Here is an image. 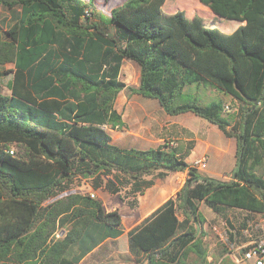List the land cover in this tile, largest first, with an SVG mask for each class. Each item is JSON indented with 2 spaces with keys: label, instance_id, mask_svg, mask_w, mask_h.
<instances>
[{
  "label": "trees",
  "instance_id": "16d2710c",
  "mask_svg": "<svg viewBox=\"0 0 264 264\" xmlns=\"http://www.w3.org/2000/svg\"><path fill=\"white\" fill-rule=\"evenodd\" d=\"M199 1L209 15L165 14L166 0H126L105 23L93 20L95 0H0L12 14L0 22V66L13 63L10 94L0 89V264H104L127 250L149 264H190L191 253L213 264L199 201L219 214H264V0ZM129 58L140 67L137 85L119 78ZM203 84L230 94L236 114L225 113L223 100L202 104L185 92ZM124 89L234 138L230 180L202 173L166 144L113 143ZM156 170L188 177L127 232L119 210L70 190L81 176L111 193L126 186L129 199L154 184L146 175Z\"/></svg>",
  "mask_w": 264,
  "mask_h": 264
},
{
  "label": "rangeland",
  "instance_id": "374dc122",
  "mask_svg": "<svg viewBox=\"0 0 264 264\" xmlns=\"http://www.w3.org/2000/svg\"><path fill=\"white\" fill-rule=\"evenodd\" d=\"M88 1V0H85ZM126 0H95V10L96 14L93 17V20H97L101 18L105 23L109 22L112 9L119 7ZM194 9H201L205 15L207 14V7L203 6L199 0H166L163 11L165 14H173L177 10H184L187 13H191ZM201 16V14H198ZM203 15L202 17H206ZM12 16L11 12L3 5H0V22L3 20H9ZM209 18V17H208ZM211 18V17H210ZM230 20V19H229ZM232 24L236 23V20H230ZM110 32L113 34L115 32V28L113 25L109 24ZM126 60V61H125ZM122 69H121V80L125 81L129 85H137L136 82H139L140 78V70L139 65L133 59H125ZM134 63L137 64L139 69L137 68L136 74L134 75ZM136 66V67H137ZM13 69V63H6L0 66L1 72H7L5 74L0 75V89L4 94H10L9 83L13 78V73L9 72ZM134 75V76H133ZM185 92L192 94L197 97L202 104L209 103L213 100H223L225 104L230 106L229 110H226V114H230L233 116L236 114L237 103L231 97L230 94H227L221 90L215 89L213 86H197V85H187L185 87ZM134 93L129 92L127 89L122 90L118 97L124 98V100L131 99ZM117 97V99H118ZM142 101H146L147 97H143ZM232 98V99H231ZM229 100V101H228ZM129 109V104L126 106L125 115L128 117L127 111ZM181 114L179 119L184 120L190 129H193L200 136L206 134V139L209 140L214 149L208 152V167L206 171L211 176L221 175L219 178L230 180L232 172H230L231 168L236 164V140L234 138H228L223 134V132L217 128L220 133L215 132H207V129L204 128V122H208L206 119L201 118L194 113ZM193 115V116H192ZM127 119V118H126ZM124 132L125 134L128 132L127 129L120 130V128L109 129L110 133L115 135L117 132ZM163 144L169 146H175L176 142L173 138H168L164 141ZM204 149L203 142L200 141L197 143V147L193 150V154L191 156V164L195 165V160L202 157V151ZM187 159V157H186ZM195 167V166H194ZM202 173H205L204 169H199ZM158 170L153 171L150 174L146 175V178H154L155 181H161L162 183L168 182V180H173V183L176 184V191L174 196L178 190L182 188L184 185L188 173L187 171L178 172H169L168 175L164 178L158 175ZM258 173L262 172V169L259 168ZM128 187H122V190L118 193H111L104 188L99 189L101 199L103 202L105 201L108 206H111V210H119L123 216V223L125 227H135L140 223L132 222L133 216H131V212L135 207H131L128 204L127 200H136V195L128 196ZM71 191L88 193L90 191L95 192L98 197V193L93 189L92 180L90 178H84L81 176H77L73 182L70 184ZM64 194L60 192L59 195ZM199 210L205 218V222L203 224V230L205 231V240L206 244L209 248V252L211 253L209 260H212L213 264H251V262H238L235 260V254L240 256L241 248H250L254 241L261 240L264 241V214L253 213L246 210H240L237 208H225L223 213L219 214L214 212L204 201H199ZM246 222V225H244ZM233 233V238L231 239L230 233ZM124 241H127V235L123 237ZM255 239L252 243L250 240ZM127 245V244H126ZM227 250V251H226ZM223 251H226L223 255ZM147 255L136 256L129 252H111L108 258L104 261V264H149L147 259ZM139 258V260H138ZM188 262L190 264H201L196 254L191 253L189 256Z\"/></svg>",
  "mask_w": 264,
  "mask_h": 264
},
{
  "label": "crops",
  "instance_id": "0c3cea01",
  "mask_svg": "<svg viewBox=\"0 0 264 264\" xmlns=\"http://www.w3.org/2000/svg\"><path fill=\"white\" fill-rule=\"evenodd\" d=\"M125 61H123V63ZM136 66L137 64L134 63V75L136 74L137 68L139 69V67ZM138 71L140 72V70ZM121 77L123 76L121 75L120 72L119 78L121 79ZM136 84H138V81L136 82ZM198 86L205 87L204 84ZM141 99L142 98H140L139 94L134 95L131 99L127 101L124 100V98L122 97L120 98L118 97V99H116L115 108L122 115L123 118V124L120 127H118V129L119 128L120 130L127 129L128 132L125 134L123 131L118 132L116 130L117 133L115 135L111 134L113 143L121 147H127V148L134 147V148L146 149V148L157 147L159 145H162L164 141H166V139L173 138L174 141L176 142V145L171 147H175L179 154L186 155L187 157L186 160L188 162H191V156L193 154V150L197 147L198 142L202 141L204 145L202 155L203 154L208 155V152L214 149L212 143L206 139L205 137L206 134L200 136L193 129H190V127L187 125V123L184 120L179 119V116L181 114L190 115L189 113H193V112H186L178 115H170L165 111V109L161 106V104L157 99L147 97V99H149L147 100L148 102L142 101ZM128 104H129V109L127 111L128 117H126L125 110ZM203 126L204 128L207 129V132L217 131V133H220L217 130V128L219 127L213 123H210L209 121L204 122ZM223 134L227 136L224 132ZM228 138H232V137H228ZM208 164L209 161L207 163L206 168L208 167ZM206 168L204 171L206 174H208ZM233 168L234 167L231 168L230 172H232ZM220 176L221 175L215 177L219 178ZM99 189H94V190L98 193V197H101ZM174 190L176 191V184L173 183V180H168V182H164V183H162L161 181H155L152 186L145 189L144 193H138L136 195L137 197L136 200L138 201L137 205L135 206V209H133V212L130 213L131 216H133L132 222L135 221L136 223H141L147 216L152 214L159 206H161L169 197L174 196L175 194ZM104 206L108 211L112 209V207L108 206L105 201H104ZM231 208H237V207H231ZM244 225H246V222H244ZM131 228L133 227L131 226L125 227L126 232ZM254 240L255 239L250 240L249 242L252 243ZM242 248L240 251V256H237L235 254V260L238 262H251V264H256L252 260L246 261L242 259V251H243ZM135 264H141V263H135Z\"/></svg>",
  "mask_w": 264,
  "mask_h": 264
},
{
  "label": "built area",
  "instance_id": "2783aa9c",
  "mask_svg": "<svg viewBox=\"0 0 264 264\" xmlns=\"http://www.w3.org/2000/svg\"><path fill=\"white\" fill-rule=\"evenodd\" d=\"M230 106L225 105V110H229ZM13 152V151H12ZM208 163V155L204 154L202 157L195 160V167L198 169L206 168ZM92 197H96L95 192H89ZM242 259L243 260H252L256 264H264V241L256 240L253 245L246 249L242 248Z\"/></svg>",
  "mask_w": 264,
  "mask_h": 264
}]
</instances>
